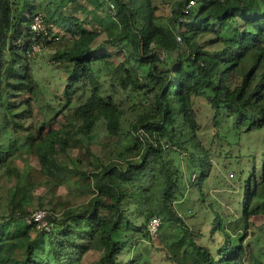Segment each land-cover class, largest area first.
I'll return each instance as SVG.
<instances>
[{"label": "trees", "instance_id": "obj_1", "mask_svg": "<svg viewBox=\"0 0 264 264\" xmlns=\"http://www.w3.org/2000/svg\"><path fill=\"white\" fill-rule=\"evenodd\" d=\"M111 1L117 28L96 44L102 28L64 15L54 1L0 0V173L16 179L9 190L12 207L0 213V264H83L89 255L91 264H141L135 238L150 239L149 223L158 216L155 235L172 264L260 262L239 229L264 216V149L261 167L239 165L253 158L241 142L264 134V0H178L171 14L154 0ZM94 4L99 10L104 1L86 3ZM38 16L44 21L40 32L32 28ZM209 35L208 41L223 44L221 50L204 49ZM56 43L52 59L63 63L66 79L60 94L42 104L32 62L37 45ZM198 97L208 101L218 128L210 144L200 134ZM38 106L48 120L61 113V126L36 133ZM129 113L134 117L124 131ZM100 126L107 137H131L129 150L138 158L95 170L84 168L81 157L71 168L59 164L68 148L93 156L86 141ZM219 142L239 147L233 169L240 190L227 195L233 214L208 204L211 219L204 232L189 226L171 203L199 185L198 197L206 201L213 160L231 158L223 148L214 149ZM31 153L57 186L67 183V172L77 175L68 182L67 200L54 204L60 213L49 212L48 229L27 221L33 183L12 166Z\"/></svg>", "mask_w": 264, "mask_h": 264}, {"label": "rangeland", "instance_id": "obj_2", "mask_svg": "<svg viewBox=\"0 0 264 264\" xmlns=\"http://www.w3.org/2000/svg\"><path fill=\"white\" fill-rule=\"evenodd\" d=\"M51 1H54L56 5L59 4V6H62L63 9L61 12L64 15L67 14L68 16L80 18L86 27L93 30L102 28V35L97 39L96 44H99L108 37L114 35L117 27L109 11V6H113V1L101 0L102 2L104 1V5H102V8L99 10L95 8V4L92 7H88L86 5L88 0ZM177 1L178 0H154V3L163 5L162 11L171 14L175 8L174 3ZM53 6L55 7V5ZM53 30L58 31L60 38H62V34H64L62 31L56 27H53ZM209 38L211 39L212 35L206 36L202 41L204 49L208 51H219L223 48L221 42H211L208 41ZM62 40L65 41L66 38H62ZM177 40L180 41L178 38ZM57 46V43L53 45H44L42 48L38 45L36 46L37 58L32 64L36 71V77L42 83V91L39 95V101L42 104L48 103L53 94H60V89L63 88L66 79L63 63H55L52 59ZM115 62L118 64L119 60L116 59ZM121 69L122 68H120V70ZM107 87H109V84ZM21 97L27 98L28 96L22 95ZM196 109L201 123V137L206 144H210L214 138L216 139V133L218 130L213 121V111L204 97L196 98ZM34 116L36 117V120L34 121V131L36 133L37 131L38 133H41L43 130L47 132L52 128L58 129L64 121V117L61 113L51 114L49 120L45 119L42 111H39V106L38 108H35ZM133 117L134 115L129 113L124 119L122 125L124 131L130 129V123L132 122ZM45 120L46 123H44ZM86 142H91L93 156L79 147L68 148L67 152H65L66 156L60 157L59 164L71 168L75 166L78 157H81L85 163L84 168L95 170L101 168L102 164L113 161L123 162L126 157L138 158V156L134 155V152L129 150L133 146L131 137H107L102 126L98 127L92 138L90 140L88 139ZM263 143L264 134L261 132L255 133L252 136V139L241 142L240 146L243 147L244 151L248 154L251 155L253 153V158L249 159L246 164L241 163L239 167H243L244 165L249 169L254 166L261 167L264 149ZM213 147L214 149L223 148L224 152H230L231 158L223 159L221 161H218L217 159L213 160L210 177L207 184L205 183V190L208 191L209 194V196L206 197V201L202 202L198 197V191L196 190H200L201 185H199L193 193L192 190L194 189H190V192L186 191L184 194L179 195L178 198L171 203L179 215L185 218L189 226H192V228L194 227L195 229H201L204 232L208 231L211 219V215L206 212L208 204L215 202L219 212L233 214L234 206L231 202L228 204L227 195L240 190L239 184L235 181L236 171L233 169V164L234 166L236 165V159L234 156H238L239 147L229 146L225 142H219L218 144L215 143ZM243 159L246 161V158ZM12 166L13 168L18 169L21 174V179L27 178L28 182L33 183L28 189V207L30 212L34 213L37 210H43L47 213H51L52 210H55L54 212L60 213L59 208L54 206V204L58 203L59 200L64 202L67 200L69 190L68 182H75L77 180V175L74 172H67V175L64 174L66 180L68 179L67 183L65 182L66 184L57 186L55 185V182L53 183L52 180H49L48 175L42 171L40 161L34 153H31L29 156H24V158L15 159ZM70 170L73 171V169ZM15 182L16 179H12L8 174H5L4 172L0 173L1 214L9 213V210L12 207L9 202V190ZM201 184L203 185V183ZM69 185L73 187V184L70 183ZM159 200L161 199L159 198ZM72 226L77 229V221L74 220ZM239 234L243 237V244L246 245L251 242L252 247L255 249L254 253L258 256L260 255V262L253 259L248 264H264V216L253 218L250 222V227H248V229H243L242 231L239 229ZM238 237L239 235L237 238ZM237 238L236 240H239ZM135 241V247L133 248L135 252L134 256L141 258V264H172L167 261L168 259L163 251L162 238L159 235L153 234L150 239L137 235ZM44 242L47 246V241L44 240ZM41 252L48 253L49 258H53L49 250L43 249ZM129 258L132 257L129 256L128 259ZM94 260V257L89 255L85 258L84 262L85 264H91Z\"/></svg>", "mask_w": 264, "mask_h": 264}, {"label": "built area", "instance_id": "obj_3", "mask_svg": "<svg viewBox=\"0 0 264 264\" xmlns=\"http://www.w3.org/2000/svg\"><path fill=\"white\" fill-rule=\"evenodd\" d=\"M192 4H194V1L190 2V5H192ZM32 28L36 32H40L41 30H43V28H44L43 18L38 16L35 19V22L32 24ZM178 39L181 40L180 37H178ZM49 217H50V215L46 211L37 210L34 213H32L30 216H28L26 219L28 222H32V221L36 222L38 228L48 229L50 226ZM160 222H161V220L158 217H154L150 221L149 230L152 234H156Z\"/></svg>", "mask_w": 264, "mask_h": 264}]
</instances>
